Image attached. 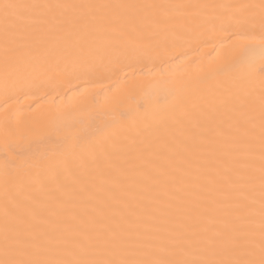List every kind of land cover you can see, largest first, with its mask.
<instances>
[{
	"label": "bare ground",
	"instance_id": "obj_1",
	"mask_svg": "<svg viewBox=\"0 0 264 264\" xmlns=\"http://www.w3.org/2000/svg\"><path fill=\"white\" fill-rule=\"evenodd\" d=\"M260 3L0 0V262L260 264Z\"/></svg>",
	"mask_w": 264,
	"mask_h": 264
},
{
	"label": "snow or ice",
	"instance_id": "obj_2",
	"mask_svg": "<svg viewBox=\"0 0 264 264\" xmlns=\"http://www.w3.org/2000/svg\"><path fill=\"white\" fill-rule=\"evenodd\" d=\"M23 7H50L49 5H20V4H4L3 8L7 14L9 13V10L11 9H19ZM56 7H61V5H56ZM101 7H109L108 5H102ZM116 7H123V5H117ZM261 8V19L259 23V34L257 35L256 32V26L253 22H245L241 20H236L234 23L225 24L224 22L220 23L221 30H232L233 35L236 36L239 40H247V41H257L258 39L261 41H264V0H261V3L259 5ZM159 56V52L155 51H143L138 52L133 59H149V60H155ZM261 57L264 58V50L261 51ZM245 59L248 61H252L255 59V53L249 52L248 55L245 56ZM264 60V59H262ZM35 86V85H33ZM139 110V108H137ZM128 117V115H127ZM121 119V118H120ZM127 119V118H126ZM261 121H262V128H264V95H262V111H261ZM57 135L59 136L60 133L57 131ZM63 143L57 144L54 146L52 151L54 153H63L68 151L70 148H77V147H83L88 144H91V139L82 140V139H75V142H73V138L64 136L62 137ZM105 150V144H98L94 145L86 155H81L80 159L82 162H87L89 158L95 157L98 153ZM45 157L47 156V152L43 154ZM71 161H66L64 169L56 170L55 176L58 179L59 176L62 174L63 170H66L68 167H70ZM15 168L8 172L9 175L14 174ZM262 259L260 261V264H264V233H262ZM0 264H40L38 261H12V260H5L0 262ZM208 264H213V262H208ZM220 264H225V262H220ZM231 264H243V262L240 261H234L231 262ZM248 264H254V262H248Z\"/></svg>",
	"mask_w": 264,
	"mask_h": 264
},
{
	"label": "clouds",
	"instance_id": "obj_3",
	"mask_svg": "<svg viewBox=\"0 0 264 264\" xmlns=\"http://www.w3.org/2000/svg\"><path fill=\"white\" fill-rule=\"evenodd\" d=\"M255 46L258 47L261 51L264 50V41L257 40L255 41ZM260 59H264L260 57ZM254 68V62H249L246 68H241V71H246V72H252Z\"/></svg>",
	"mask_w": 264,
	"mask_h": 264
}]
</instances>
